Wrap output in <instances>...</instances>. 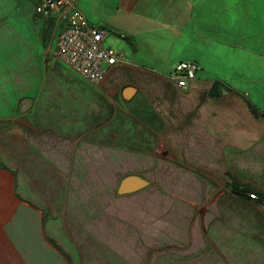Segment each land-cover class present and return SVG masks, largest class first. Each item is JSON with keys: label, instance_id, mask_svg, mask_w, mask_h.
<instances>
[{"label": "rangeland", "instance_id": "1", "mask_svg": "<svg viewBox=\"0 0 264 264\" xmlns=\"http://www.w3.org/2000/svg\"><path fill=\"white\" fill-rule=\"evenodd\" d=\"M38 1L0 0V168L58 235L61 255L69 264H264V150L222 152L238 138L196 136L207 97L226 91L264 119L260 108L254 115L245 92L217 82L186 96L166 74L194 58L157 69L137 53L134 63L110 33L104 44L124 62L90 83L51 58L58 26ZM86 3L103 12L99 0ZM261 133L249 143L262 150ZM131 174L147 184L120 194Z\"/></svg>", "mask_w": 264, "mask_h": 264}, {"label": "crops", "instance_id": "2", "mask_svg": "<svg viewBox=\"0 0 264 264\" xmlns=\"http://www.w3.org/2000/svg\"><path fill=\"white\" fill-rule=\"evenodd\" d=\"M73 1L90 22L114 34L117 45H129L134 63H142L139 55L152 59L146 66L161 69L170 57L194 58L201 70L187 89H179L186 96L217 82L220 89L245 92L264 113V0H99L100 15L90 12L87 0ZM228 95L223 91L198 105L196 136L238 138L222 152L263 151L249 141L262 135L264 119L254 118L242 98ZM12 182L11 172L0 168V264H69L54 244L58 235L43 226L39 209L15 196Z\"/></svg>", "mask_w": 264, "mask_h": 264}, {"label": "built area", "instance_id": "3", "mask_svg": "<svg viewBox=\"0 0 264 264\" xmlns=\"http://www.w3.org/2000/svg\"><path fill=\"white\" fill-rule=\"evenodd\" d=\"M35 9L53 17L58 26L51 58L88 82L101 83L113 66L124 62L120 51L104 44L107 28L90 22L73 0H39ZM200 70L195 60H179L170 68L168 78L176 88L185 90Z\"/></svg>", "mask_w": 264, "mask_h": 264}, {"label": "water", "instance_id": "4", "mask_svg": "<svg viewBox=\"0 0 264 264\" xmlns=\"http://www.w3.org/2000/svg\"><path fill=\"white\" fill-rule=\"evenodd\" d=\"M135 90L136 89L134 87H126L123 91V96L125 98H129L135 92ZM146 184L147 182L145 181V179L141 178L138 175L131 174L125 176L121 180L118 191L120 194L131 193L140 190Z\"/></svg>", "mask_w": 264, "mask_h": 264}, {"label": "trees", "instance_id": "5", "mask_svg": "<svg viewBox=\"0 0 264 264\" xmlns=\"http://www.w3.org/2000/svg\"><path fill=\"white\" fill-rule=\"evenodd\" d=\"M247 105H248V107H249V109L251 110V112L254 114V115H258V113H257V108H256V106H254V105H252L249 101H247ZM251 197H255V194H253V196H251Z\"/></svg>", "mask_w": 264, "mask_h": 264}]
</instances>
